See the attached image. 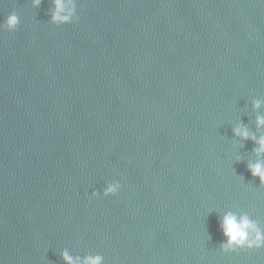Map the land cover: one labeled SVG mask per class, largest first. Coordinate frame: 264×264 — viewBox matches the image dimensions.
<instances>
[{
  "label": "water",
  "instance_id": "95a60500",
  "mask_svg": "<svg viewBox=\"0 0 264 264\" xmlns=\"http://www.w3.org/2000/svg\"><path fill=\"white\" fill-rule=\"evenodd\" d=\"M75 2L55 26L52 0H0L20 19L0 31V264H264L217 223L264 227L256 145L232 132L264 133V2Z\"/></svg>",
  "mask_w": 264,
  "mask_h": 264
},
{
  "label": "clouds",
  "instance_id": "9594fccd",
  "mask_svg": "<svg viewBox=\"0 0 264 264\" xmlns=\"http://www.w3.org/2000/svg\"><path fill=\"white\" fill-rule=\"evenodd\" d=\"M264 2V0H261ZM43 0H32V7L38 8ZM49 23L55 26L76 24L79 21L77 15V3L75 0H52ZM20 19L15 11L0 23V31L13 32L17 29ZM264 106V101L257 99L253 101L254 110H259ZM257 132L264 130V115L256 117ZM233 135L241 140H251L256 145L253 153L256 157L254 161L247 164V171L251 177L258 178L260 186H264V133L257 136L250 132L244 125H237L232 129ZM239 160V157L236 158ZM121 184L118 181L107 183L102 192L93 190L92 197L116 196L120 191ZM218 226L224 237L219 248L225 253L234 252L238 249H261L264 248V227L258 220L252 219L243 211H227L218 218ZM60 258L64 264H104V257L99 254H85L83 256H72L67 250L60 253Z\"/></svg>",
  "mask_w": 264,
  "mask_h": 264
}]
</instances>
